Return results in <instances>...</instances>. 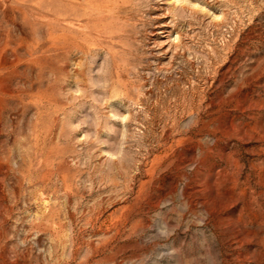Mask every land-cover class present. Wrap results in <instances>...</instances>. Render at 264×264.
Instances as JSON below:
<instances>
[{"label": "rangeland", "instance_id": "obj_1", "mask_svg": "<svg viewBox=\"0 0 264 264\" xmlns=\"http://www.w3.org/2000/svg\"><path fill=\"white\" fill-rule=\"evenodd\" d=\"M0 264H264V0H0Z\"/></svg>", "mask_w": 264, "mask_h": 264}]
</instances>
